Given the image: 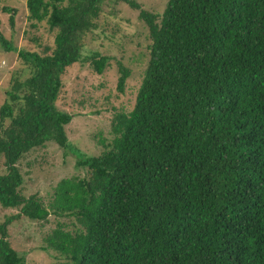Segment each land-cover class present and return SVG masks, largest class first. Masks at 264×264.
I'll return each mask as SVG.
<instances>
[{"label":"trees","instance_id":"16d2710c","mask_svg":"<svg viewBox=\"0 0 264 264\" xmlns=\"http://www.w3.org/2000/svg\"><path fill=\"white\" fill-rule=\"evenodd\" d=\"M118 3L139 9L133 0H27L25 36L41 54L0 33L3 51L30 72L0 106V205L19 210L0 222V264H25L9 225L50 215L75 220L43 239L58 264H264V0H167L160 14L140 10L150 43L134 106L112 109V139L99 136L101 153L87 156L68 140L73 114L57 102L67 69L108 67L85 42L103 7ZM2 11L13 28L15 10ZM42 22L50 46L34 39ZM130 77L119 64V93ZM49 143L88 176L60 180L46 207L21 195L17 164Z\"/></svg>","mask_w":264,"mask_h":264},{"label":"rangeland","instance_id":"374dc122","mask_svg":"<svg viewBox=\"0 0 264 264\" xmlns=\"http://www.w3.org/2000/svg\"><path fill=\"white\" fill-rule=\"evenodd\" d=\"M26 1L0 0V33L17 50L36 51L41 54V49L33 41H28V35L25 36V32L30 30ZM133 1L139 5V9H133L125 3L104 6L105 12L97 20L98 28L87 37L85 51L90 50L109 57L104 73L95 74L86 62L67 69L63 76L64 87L57 107L73 114L71 122L65 126L66 136L74 148L87 156L101 153V146L97 142L99 136L106 139L107 143L112 139V109L127 113L134 106L148 59L147 46L150 43L148 29L139 18L140 10L160 14L167 3V0ZM4 7L15 10L13 28L9 24L10 15L2 11ZM47 29V25L42 22L32 32L41 46H50L53 42L54 35ZM119 64L131 71L124 93L116 90ZM29 74L27 66L18 58L16 52L6 53L0 47V106L7 100L5 92L11 89L14 79L23 81ZM81 101L82 104L79 103ZM76 161L72 154L67 153L64 156L63 150L54 143L34 149L17 164L24 180L20 188L21 195L25 198L36 195L48 207L53 199V189L60 180L88 176L86 169L76 167ZM4 173L5 167L0 158V176ZM18 213V209H4L0 205V222L7 216ZM57 224H65L63 229L71 231L74 229L75 220L50 215L46 222L40 223L20 218L9 225L8 240L17 252L26 255L25 264H58L61 261L56 259L57 255L53 251L42 250L45 245L44 237Z\"/></svg>","mask_w":264,"mask_h":264}]
</instances>
